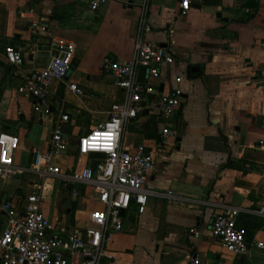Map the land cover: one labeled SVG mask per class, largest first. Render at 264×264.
Returning a JSON list of instances; mask_svg holds the SVG:
<instances>
[{"label":"crops","instance_id":"1","mask_svg":"<svg viewBox=\"0 0 264 264\" xmlns=\"http://www.w3.org/2000/svg\"><path fill=\"white\" fill-rule=\"evenodd\" d=\"M142 1L107 0L91 12L87 0H0V129L16 139V166L29 168L32 150L48 149L60 110L69 114L62 126L68 148L53 164L70 173L102 157L80 159L77 138L123 101V90L101 70V62L105 56L131 57ZM179 3L149 0L145 37L165 48L173 62L161 66L158 78H145L143 67L138 74L159 94L181 89V105L168 122L173 136L159 139L163 121L154 104L126 125L122 144L129 149L144 144L156 160L147 189H172L191 201L171 205L148 197L141 214L132 203L122 230L107 244L114 258L105 263L189 264L197 256L204 264H264V249L252 248L246 256L227 252L210 230L222 206L236 207L246 241L264 245V217L254 213L264 206V0H190L185 14ZM55 38L74 42L77 50L66 79L52 82L44 103L50 113L45 114L17 89L47 65ZM6 45L20 52V65L7 63ZM67 82L76 83L83 95L68 91ZM36 182L45 186L41 211L62 235L83 229L88 214L103 208L93 186L38 180L29 171L0 178V204L20 200ZM4 225L0 210V233ZM190 228L199 238L188 234Z\"/></svg>","mask_w":264,"mask_h":264},{"label":"built area","instance_id":"2","mask_svg":"<svg viewBox=\"0 0 264 264\" xmlns=\"http://www.w3.org/2000/svg\"><path fill=\"white\" fill-rule=\"evenodd\" d=\"M106 1L87 0V4L92 12ZM179 4L181 14L190 8V0H180ZM148 11L149 0H143L138 10L131 57L127 61L108 56L102 59L101 70L113 78V83L123 90L124 97L105 120L77 138L80 159L91 154L102 156L93 165L65 173L53 164V158L64 154L68 148V140L62 129L63 123L69 119L65 110H60L53 120L48 149H33V163L27 169L16 166L14 162L16 139L0 129V178L10 180L29 171L38 180L52 177L67 185L81 182L93 186L97 200L103 205L102 209L88 214L86 227L62 235L41 211L45 190L43 182H36L33 190L18 201H3L0 204L5 216V225L0 233L1 264H106V261L114 258L107 244L112 234L123 228L121 210L127 211L133 203L137 213L141 214L148 197L163 199L171 205L191 201L172 189H147V176L156 169V160L144 144H138L133 149L122 144L126 125L154 104L163 121L159 139L166 141L173 136L168 122L181 105L182 91L179 87L171 93L159 94L138 80L141 67L145 69V78H158L161 66L173 62V57L165 48L149 42L145 37L150 30ZM4 50L9 65L16 67L21 64L22 56L18 50L11 45H6ZM51 50L47 65L34 70L30 78L17 89L18 93L33 98L35 105L45 114L50 113L48 106H44L50 86L54 80L64 81L71 70L77 49L74 42L55 38ZM175 81L179 84L180 77ZM65 87L76 96L83 95V90L76 83L67 82ZM240 211L236 207L222 206V211L212 218L210 230L227 252L246 256L252 248L264 249V245L246 241L244 229L236 223ZM254 213L264 217V206L254 210ZM188 234L194 238L200 236L195 228L188 229ZM189 264L204 263L199 257L193 256Z\"/></svg>","mask_w":264,"mask_h":264},{"label":"water","instance_id":"3","mask_svg":"<svg viewBox=\"0 0 264 264\" xmlns=\"http://www.w3.org/2000/svg\"><path fill=\"white\" fill-rule=\"evenodd\" d=\"M65 79H66V77H65ZM64 85H62L60 88H59V90H58V92H59V95H62L63 93H64ZM124 213H125V211L124 210H121V212H120V214L123 216L124 215Z\"/></svg>","mask_w":264,"mask_h":264},{"label":"rangeland","instance_id":"4","mask_svg":"<svg viewBox=\"0 0 264 264\" xmlns=\"http://www.w3.org/2000/svg\"><path fill=\"white\" fill-rule=\"evenodd\" d=\"M183 74V73H182Z\"/></svg>","mask_w":264,"mask_h":264}]
</instances>
